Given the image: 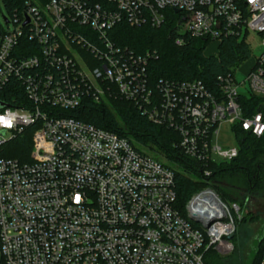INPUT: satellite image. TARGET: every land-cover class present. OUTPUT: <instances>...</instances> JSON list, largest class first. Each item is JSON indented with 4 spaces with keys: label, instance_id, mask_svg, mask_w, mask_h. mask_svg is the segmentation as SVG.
<instances>
[{
    "label": "built area",
    "instance_id": "built-area-1",
    "mask_svg": "<svg viewBox=\"0 0 264 264\" xmlns=\"http://www.w3.org/2000/svg\"><path fill=\"white\" fill-rule=\"evenodd\" d=\"M4 16L0 90L19 107L0 110V147L33 133L28 161L0 157V264H206L208 250L231 252L236 203L205 187L179 208L171 168L65 113L85 99L132 102L210 177L213 155L239 152L219 144L222 125L264 134L261 113L244 117L239 103L244 86L264 97V51L242 82L218 77L212 94L199 80L153 83L156 51L135 54L113 36L121 25L166 29L184 47L255 33L264 46V0H26Z\"/></svg>",
    "mask_w": 264,
    "mask_h": 264
},
{
    "label": "trees",
    "instance_id": "trees-1",
    "mask_svg": "<svg viewBox=\"0 0 264 264\" xmlns=\"http://www.w3.org/2000/svg\"><path fill=\"white\" fill-rule=\"evenodd\" d=\"M25 1L0 0V3L10 16L24 6ZM113 38L117 45L135 54L156 51L158 57L149 62L147 70L153 83L159 80H199L212 94L218 92V77L234 75L251 58L246 35L222 39L215 46V54L205 53L210 42L202 39L192 40L184 47H175L166 29L121 25L117 27ZM0 102L10 107H19L9 90H0ZM239 103L244 117L260 112L264 120V97L241 94ZM65 115L127 139L140 153H153L154 156H150L173 170L177 206L181 209L193 194L205 187L213 189L223 201L238 199L245 188L249 189V185L256 183L260 175L264 174V134L255 138L244 133L238 126L232 128L238 145V156L230 162L209 163L207 169L211 174L206 178L202 174V166L183 155L176 147L178 135L149 122L132 102L116 96L108 98L106 103L85 99L78 108ZM32 133L33 128H28L22 135L1 146L0 157L28 161ZM222 182L229 187H223ZM262 241L256 249L252 264L259 263L264 251V238ZM213 253L212 250L207 251L206 264H212L208 257Z\"/></svg>",
    "mask_w": 264,
    "mask_h": 264
},
{
    "label": "rangeland",
    "instance_id": "rangeland-1",
    "mask_svg": "<svg viewBox=\"0 0 264 264\" xmlns=\"http://www.w3.org/2000/svg\"><path fill=\"white\" fill-rule=\"evenodd\" d=\"M2 14L5 15L4 17H9L3 4L0 3V22H2ZM9 28L11 29V25ZM245 41L250 45L251 58L236 70L234 76L238 83L244 80L246 69H248L254 63V60L264 51L261 38L257 34L248 33ZM215 46L216 43H209L205 49V53L215 54ZM82 57L84 59L89 58L86 53H83ZM84 70L86 71L87 67H84ZM245 91L246 86L239 88L241 94H245ZM218 141L219 144L223 146L236 145L232 128L227 125H222ZM213 143H215V140H213ZM148 155L154 156L151 152L148 153ZM211 160L218 164L222 163L214 155L211 157ZM221 185L223 187H229V185L224 182H222ZM223 202H226V204L235 202L240 208V218L235 224V232L231 239L233 249L227 254L214 251V253L208 257V260H211L212 264H252L256 256V249L264 238V174L260 175L256 183L249 185V189L245 188V191L242 195L238 196V199Z\"/></svg>",
    "mask_w": 264,
    "mask_h": 264
},
{
    "label": "water",
    "instance_id": "water-1",
    "mask_svg": "<svg viewBox=\"0 0 264 264\" xmlns=\"http://www.w3.org/2000/svg\"><path fill=\"white\" fill-rule=\"evenodd\" d=\"M6 107V105L4 103L0 102V110L4 109Z\"/></svg>",
    "mask_w": 264,
    "mask_h": 264
},
{
    "label": "crops",
    "instance_id": "crops-1",
    "mask_svg": "<svg viewBox=\"0 0 264 264\" xmlns=\"http://www.w3.org/2000/svg\"><path fill=\"white\" fill-rule=\"evenodd\" d=\"M250 67H251V66H250ZM250 67H249V68H250ZM249 68H248V69H246V72L249 70ZM246 72H245V73H246Z\"/></svg>",
    "mask_w": 264,
    "mask_h": 264
}]
</instances>
